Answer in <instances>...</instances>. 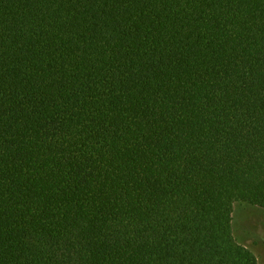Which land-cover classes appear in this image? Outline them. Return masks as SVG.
<instances>
[{
	"label": "trees",
	"instance_id": "obj_1",
	"mask_svg": "<svg viewBox=\"0 0 264 264\" xmlns=\"http://www.w3.org/2000/svg\"><path fill=\"white\" fill-rule=\"evenodd\" d=\"M264 0H0V264H258Z\"/></svg>",
	"mask_w": 264,
	"mask_h": 264
},
{
	"label": "rangeland",
	"instance_id": "obj_2",
	"mask_svg": "<svg viewBox=\"0 0 264 264\" xmlns=\"http://www.w3.org/2000/svg\"><path fill=\"white\" fill-rule=\"evenodd\" d=\"M233 236L264 264V209L245 202L234 204L232 213Z\"/></svg>",
	"mask_w": 264,
	"mask_h": 264
}]
</instances>
